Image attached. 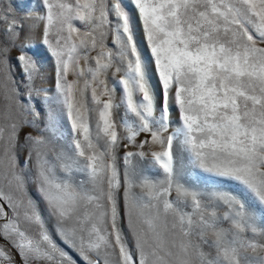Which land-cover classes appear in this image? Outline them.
I'll use <instances>...</instances> for the list:
<instances>
[{
	"label": "snow or ice",
	"instance_id": "obj_1",
	"mask_svg": "<svg viewBox=\"0 0 264 264\" xmlns=\"http://www.w3.org/2000/svg\"><path fill=\"white\" fill-rule=\"evenodd\" d=\"M0 264H264V0H0Z\"/></svg>",
	"mask_w": 264,
	"mask_h": 264
},
{
	"label": "rangeland",
	"instance_id": "obj_2",
	"mask_svg": "<svg viewBox=\"0 0 264 264\" xmlns=\"http://www.w3.org/2000/svg\"><path fill=\"white\" fill-rule=\"evenodd\" d=\"M34 2H35V0H34ZM38 42H39V35L37 34V36L34 37V39H33V43L35 44ZM15 54L16 53L14 52L13 55H15ZM42 70L45 73V75L48 77V80L45 82L44 86L48 87L52 83L51 77L53 74V68H52L51 61H48L47 63H45ZM15 75H16L17 79L20 78V69L19 68H17L15 70ZM25 130L30 131L31 129H25ZM20 155H21V158H23V153H21ZM135 163L137 164L138 169L142 170L145 173L156 172L158 174V172H159L158 169H153L148 161L137 160ZM175 166L178 169H181L183 172H185V174L187 175V178L189 180H191L193 182V184L195 185V187L199 190H202V191L232 190L233 192H239L240 191L239 188L234 184L224 183V182H221L220 180H218L214 177L206 176V175L200 174V173L195 172V171H190L187 168L184 155L180 152H177L175 154ZM260 215H261L260 213H257L258 219H259Z\"/></svg>",
	"mask_w": 264,
	"mask_h": 264
}]
</instances>
